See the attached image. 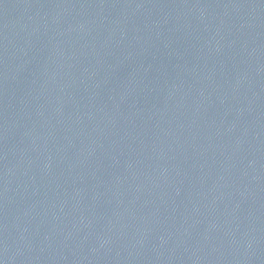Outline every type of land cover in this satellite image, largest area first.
I'll use <instances>...</instances> for the list:
<instances>
[{"label":"water","instance_id":"obj_1","mask_svg":"<svg viewBox=\"0 0 264 264\" xmlns=\"http://www.w3.org/2000/svg\"><path fill=\"white\" fill-rule=\"evenodd\" d=\"M0 264H264V0H0Z\"/></svg>","mask_w":264,"mask_h":264}]
</instances>
